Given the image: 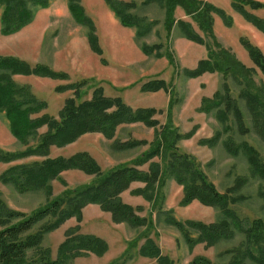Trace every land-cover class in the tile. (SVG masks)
<instances>
[{
	"label": "trees",
	"instance_id": "1",
	"mask_svg": "<svg viewBox=\"0 0 264 264\" xmlns=\"http://www.w3.org/2000/svg\"><path fill=\"white\" fill-rule=\"evenodd\" d=\"M82 0H68V7L76 23L87 28V38L91 50L100 55L104 51L99 42L96 24L87 15L81 4ZM109 8L114 12L120 23L125 27L135 29V37L139 40L147 36L160 24L158 19H150L139 15L135 10L139 6L157 4L164 9L163 28L167 38H170L175 29L187 39L198 44H204L209 50L208 57L201 59L196 68H186L184 75L195 78L206 72L220 71L225 78L232 77L237 82L245 83L247 87L244 96L247 97L249 109L255 119L257 131L264 142V94L258 90L250 91L253 87L249 77L251 69L247 68L237 56L227 48L220 46L214 30V14L224 19L227 26L232 25V18L227 13L204 0H143L141 4L135 0H105ZM52 0H0L2 7L1 33L3 35L14 34L30 24L41 8H48ZM182 7L187 16L195 22L204 32V38L194 27V24L175 16L177 7ZM234 10L244 16L247 21L253 23L260 31L264 32V18L254 15L246 9L264 8V2L257 0H232ZM212 39L218 45L220 51H214L210 44ZM245 37L241 43L247 49L254 63L264 72V54L261 49L253 45ZM140 48L144 54L166 57L171 66L177 63L172 52H164L168 49L165 43H142ZM102 59V58H101ZM104 59H102L103 61ZM103 62L106 63L104 60ZM37 75L56 79H67L68 74L51 69L47 65H30L28 62L16 57H0V112L8 116L11 130L14 136L21 142H29V137L34 135L37 129L43 125L48 126L40 141L33 147L19 152L10 153L0 149V161L12 162L20 157L30 155H46L52 145L63 146L77 139L86 132H100L107 138L115 135L116 129L121 124L143 122L148 126H157L159 121L154 118V108H132L122 97H109L104 94L101 87H95L91 99H82V87L86 81L68 83L56 87L57 91L74 90V97L66 99L60 112V120L49 115L31 118L46 106L44 101L35 98V95L27 89L28 86H20L13 79V75ZM167 83L163 79L150 80L143 84L145 91H158L165 88ZM30 92V93H27ZM223 91L217 90L213 98L203 97L200 110L210 112L218 108L220 120L224 128L216 132L211 138L201 140L202 145L214 146L221 140L224 132H229V113L233 114L238 127L242 132L247 131L244 125V113L239 104L231 95L230 84L223 83ZM29 94V95H28ZM80 98V101L78 99ZM172 101H170L171 103ZM225 104L224 107H221ZM193 133H182L176 125L168 120L161 129L156 132L150 149L136 161L123 164L103 172L96 160L88 152H78L71 157H59L45 159L32 164H17L9 167L0 175V180L6 183H15L20 191H34L45 189L51 193L49 182L59 176L60 172L67 169H80L88 174H95L96 178L89 184L67 190L60 196L51 200L48 204L26 213L10 207L0 198V264H72L75 258L89 253L104 255L108 250L105 239L95 234L79 233L78 228L70 229L66 239L60 244L58 256L52 258L50 248H42L41 242L44 235L59 227L71 217L78 221L83 219L82 209L87 204H98L103 211L110 212L112 220L116 223L124 222L132 227L146 225V230L141 232L133 241L128 242L126 251L112 264H124L129 260L132 249L145 238V243L139 247V254L156 258L157 264H173L172 259L162 254L155 239L150 237L149 229L153 222L141 217L137 211L140 206L134 207L123 201L121 193L134 181H144L143 188L135 189L136 194L143 195L152 203V208L160 218L163 214L172 225L177 227L184 236L189 246L198 242H205L207 247L218 242L231 241L242 235L243 239L225 253H229V264H264V219L261 217H243L234 205L243 201L245 196L238 193V189L246 183V178L238 177L233 186L221 192L206 172L201 169L197 159L189 153L180 152L178 144L184 138H189ZM226 151L238 156H246L250 169L254 175L264 179V159L260 151L246 141L237 142L233 137L223 139ZM146 143L145 140H134L121 143L123 147H133ZM118 146V145H117ZM160 154L162 163L155 161L150 163L148 171L137 168ZM162 164V165H161ZM174 179L182 185V205H188L194 200L207 206L220 210L221 217L215 222L206 223L200 220H178L174 216V210H161L158 205L161 201L162 187L168 180ZM238 187V188H237ZM259 196L264 200V188L259 190ZM53 219L42 229L31 232L34 225L45 217ZM196 234L197 236H195ZM34 252L33 256L29 252ZM191 264H217L205 256H197Z\"/></svg>",
	"mask_w": 264,
	"mask_h": 264
},
{
	"label": "rangeland",
	"instance_id": "2",
	"mask_svg": "<svg viewBox=\"0 0 264 264\" xmlns=\"http://www.w3.org/2000/svg\"><path fill=\"white\" fill-rule=\"evenodd\" d=\"M135 1L141 4L143 0ZM81 4L87 15L96 24L99 42L104 51L103 55L99 56L91 50L87 38V28L76 23L68 7V0H52V4L48 8H41L37 11L30 24L10 35L1 33L2 7L0 6V57L12 56L28 62L32 66L43 64L55 71L68 74L67 79L37 75H13L16 83L20 86H28L27 89H30L36 99L46 103L44 108L36 114H31L30 117L49 115L60 120V112L65 101L74 97V90L69 89L63 92L57 91L56 87L86 81L82 87L83 97L81 100L91 99L95 87H101L106 96H120L134 109L154 108L156 110L154 118L159 121V124L157 126H148L143 122L121 124L112 138H107L100 132H86L63 146L52 145L46 155L20 157L12 162L0 161V175L13 165L32 164L48 158H68L83 151L88 152L96 160L103 172H107L116 166L133 163L139 156L147 152L156 132L170 120L179 127L182 133H193L191 137L179 141V151L192 154L199 162L201 169L206 172L221 192L233 186L238 177L247 179L246 183L238 189V193L243 194L245 199L235 204L234 208L243 217L264 219V200L259 196V190L264 188V179L252 173L246 156L243 154L233 156L223 146V139L229 136L237 142L246 141L255 146L264 159V142L257 131L247 97L244 96L247 91L246 84L239 83L232 77L225 78V75L220 71L206 72L195 78L185 76L183 72L186 68L197 67L201 55L199 48H206L208 54L209 50L204 44L187 42V38L178 29H175L172 36L167 38L162 25L164 9L157 4L140 5L135 10L139 15L160 21V24L151 33L139 40L135 37V29L123 26L105 0H82ZM177 8L180 10L179 7ZM177 12L176 14L179 16ZM214 17L223 20L218 14H214ZM184 19L191 21L196 30L204 38H207L189 16L185 14ZM248 23L253 25L250 21ZM218 32L220 33V31ZM215 34L220 46L224 47L217 32ZM178 36H182V38H178ZM242 37L259 47L264 54L262 48L248 36L242 35ZM157 42L166 44L168 49H165L164 52L168 51L174 54L177 61L174 67L169 64L166 57H156L142 52L140 48L142 43ZM209 42L217 52L218 45L211 38ZM233 53L247 68L251 69L249 77L251 80L253 79L251 82L253 87L250 91L258 90L263 95L264 72L254 63L250 55L243 58L236 51ZM208 54L205 55V58L208 57ZM155 79L165 80L167 86L155 92L145 91L143 84ZM225 81L230 84L232 98L244 113V125L247 131L242 132L234 115L229 113V121L226 122L230 127L229 132H224L221 140L212 147L202 145V139L211 138L224 128V123L218 115L220 107L214 108L208 113L202 112L200 110L202 99L203 97L213 98L217 90L224 92L223 83ZM30 92L27 91V93ZM170 101L172 102L170 103ZM224 105L222 104L221 107ZM8 119L4 112H0V149L5 152L19 153L33 147L48 132V126L43 125L29 137V142L23 143L14 136ZM134 140H145L146 143L128 148L121 146L123 145L121 143ZM153 161L162 163L161 155L156 154L147 162L137 165V168L148 171L150 163ZM95 178V174H88L80 169L63 170L58 177L49 182L51 193L45 189L20 191L15 183H6L0 180V198L14 209L31 213L48 204L63 192L89 184ZM145 185L144 181H134L121 193V197L124 202L134 207L140 206L142 210L137 213L153 222L154 225L148 233L155 239L162 254L169 256L173 264H191L197 256H205L217 264L230 263L232 259L230 254H224V252L237 245L243 239L242 235H236L237 238L234 240L218 242L211 247H207L205 242L189 246L182 232L171 224L167 216L163 214L159 218L156 210L152 208V203L143 195L134 192L135 189L143 188ZM159 193H161L162 199L158 208L174 210V216L178 220L194 219L211 223L221 217L218 208L204 205L198 200H194L188 205H182V185L174 179L168 180ZM82 214L81 221H78L76 217H71L44 235L41 247L50 248L52 258H57L59 246L66 239L68 230L79 227V233L95 234L105 239L108 243V250L101 256L89 253L77 257L72 264H112L126 251L128 242L133 241L147 229L146 225L132 227L124 222L116 223L112 220L110 212L103 211L98 204L94 203L83 207ZM52 219L53 217L48 216L43 218L34 225L31 232L44 228ZM145 241L146 239L143 238L132 249L130 258L127 257L129 260L124 264H157L156 258L139 254V247ZM33 254L34 252H29L30 256Z\"/></svg>",
	"mask_w": 264,
	"mask_h": 264
},
{
	"label": "crops",
	"instance_id": "3",
	"mask_svg": "<svg viewBox=\"0 0 264 264\" xmlns=\"http://www.w3.org/2000/svg\"><path fill=\"white\" fill-rule=\"evenodd\" d=\"M204 1L213 2L212 4L223 9L227 13V15H229L233 19V25L227 26L226 23L224 22V19L220 20V18L215 19L214 17V30H216L215 33L217 32L218 38H220V41L221 43H223L225 48L230 49L232 52L236 51L238 55L242 56L243 58H247L249 53L241 43L242 35H246L255 44L260 46L264 51V32L260 31L254 25L249 24L242 14L234 10L232 6V0H204ZM257 1L264 2V0H257ZM179 8L180 10L177 8L179 10L178 12L176 9V12L179 14V16H177L176 12H175V16L178 19H184L186 13L182 7L179 6ZM246 9H248V11L252 13L253 12L256 13L254 15L264 18V8L251 9L250 7L247 6ZM218 31H220V33ZM178 38H182V36H178ZM190 41L191 40L187 39V42ZM199 49L201 53L199 59L201 60L207 56L208 51L206 48L202 49V47Z\"/></svg>",
	"mask_w": 264,
	"mask_h": 264
}]
</instances>
